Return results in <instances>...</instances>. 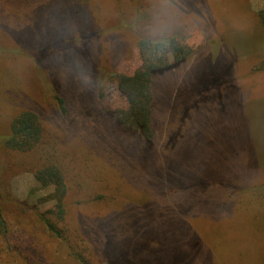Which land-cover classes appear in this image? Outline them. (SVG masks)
<instances>
[{
	"label": "trees",
	"instance_id": "obj_1",
	"mask_svg": "<svg viewBox=\"0 0 264 264\" xmlns=\"http://www.w3.org/2000/svg\"><path fill=\"white\" fill-rule=\"evenodd\" d=\"M12 1L28 11L14 16L8 27L16 29L20 18L27 17L39 29L11 36V50L0 47V60L25 61L33 69L4 79L0 75V264L114 263L120 259L114 229L125 176L141 160L157 161L159 151L171 157L177 153L193 112L207 95L223 96L222 78L230 64L222 75L198 88L197 98L176 108L163 145L157 148L154 79L167 78L193 54L184 40L168 31L164 24L168 20L161 18L155 32L148 34L146 28L145 34H134L136 69L131 73L113 69L104 81V74L99 79L101 39L114 35L116 63L124 49L115 35L137 25L144 28V23L149 26L144 0ZM257 19L264 36V10ZM3 37L7 31L0 32ZM247 51L264 54V40ZM110 84L124 100L123 108L109 110L114 128L124 136L105 143L95 139L103 138L102 133L79 125L85 122L86 111H106ZM8 169L29 172L42 188H51L44 200L53 202L52 208L42 212L16 201L4 180ZM255 191L249 194L259 199ZM259 191L264 193V185Z\"/></svg>",
	"mask_w": 264,
	"mask_h": 264
},
{
	"label": "rangeland",
	"instance_id": "obj_2",
	"mask_svg": "<svg viewBox=\"0 0 264 264\" xmlns=\"http://www.w3.org/2000/svg\"><path fill=\"white\" fill-rule=\"evenodd\" d=\"M144 2L149 26L144 23V28L137 25L133 31L115 35L124 49L116 63L114 35L101 39L99 79L113 69L120 73L136 69L134 34H145L146 28L148 34L155 32L161 18L168 20L164 23L168 31L184 40L193 54L167 78L154 79L157 148L163 145L176 108L197 98L198 88L222 75L227 65L230 68L222 78L223 96L207 95L193 112L194 120L177 153L171 157L159 151L157 161L141 160L125 176L114 229L120 259L111 264H264V193L259 191L264 185V70H260L264 54L247 51L264 40L257 19L264 0ZM25 8L17 1L0 0V32L7 31V37L0 39L2 49L13 48L11 36L38 31L27 17L20 18L16 29L8 27L9 20L28 11ZM6 60H0L3 79L16 71L33 70L28 62ZM106 90V111H86L88 116L79 125L96 135L102 133L103 138L95 139L105 143L124 136L110 117L111 109L124 107V100L113 84ZM4 180L24 206L43 212L54 205L44 200L52 189L42 188L31 173L8 169ZM251 190L259 199L251 197Z\"/></svg>",
	"mask_w": 264,
	"mask_h": 264
}]
</instances>
